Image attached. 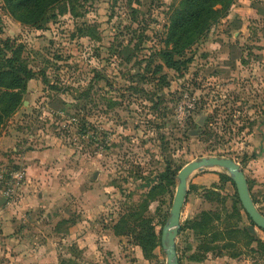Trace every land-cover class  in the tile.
<instances>
[{"label": "rangeland", "instance_id": "374dc122", "mask_svg": "<svg viewBox=\"0 0 264 264\" xmlns=\"http://www.w3.org/2000/svg\"><path fill=\"white\" fill-rule=\"evenodd\" d=\"M180 2L77 0L36 27L0 0V50L18 49L34 74L0 129V167L26 170L0 206V264H166L159 244L143 253L139 225L115 226L135 210L160 236L179 169L201 156L238 162L264 213V0H232L173 54L176 68L163 52ZM225 176L190 174L181 264H264V231L249 229ZM145 177L155 180L141 186Z\"/></svg>", "mask_w": 264, "mask_h": 264}, {"label": "trees", "instance_id": "16d2710c", "mask_svg": "<svg viewBox=\"0 0 264 264\" xmlns=\"http://www.w3.org/2000/svg\"><path fill=\"white\" fill-rule=\"evenodd\" d=\"M5 1L8 3L10 10L19 20L40 27L41 22L44 20L45 12L49 7L66 2L74 3L77 0ZM231 2L232 0H181L179 6L173 10L169 22V34L166 41L171 45L172 49L163 52V58L166 65L177 68L179 60L175 59L173 54L180 53L193 41L196 35L206 30L213 20L221 15L224 10H227ZM216 4H220L221 7H215ZM15 8L18 9V11H15ZM63 9L65 8L60 9V11ZM4 55L3 50H0V129L5 120L14 113L17 108H19L20 104H22V94L25 91V85L34 75L33 72L20 61L18 49L12 52V55L8 57H5ZM253 155H256L255 152ZM164 174L166 173L161 172L158 174L157 179H163ZM140 177L144 178V174H140ZM155 177H145L146 181L140 185L147 186L150 182L155 180ZM227 179L230 178L228 177ZM247 182L250 189L251 183L248 178ZM149 188V194H151V192L161 193L164 190L162 185L156 184H150ZM253 201L256 202L254 199ZM240 207L242 208L241 203ZM134 215L136 217L135 221H139L135 224H130ZM203 215L208 217L209 213L203 212ZM135 225L141 227L139 245L143 253L148 255L153 248L158 244L160 245V236H158L152 227L147 224V221L142 219L140 212L132 210L123 214L119 225L115 226V233L122 234L126 231H134L136 229ZM142 225H147L148 227L143 228Z\"/></svg>", "mask_w": 264, "mask_h": 264}, {"label": "water", "instance_id": "95a60500", "mask_svg": "<svg viewBox=\"0 0 264 264\" xmlns=\"http://www.w3.org/2000/svg\"><path fill=\"white\" fill-rule=\"evenodd\" d=\"M204 167H221L225 169L234 183L244 212L252 221L249 229L253 231L254 226H257L264 231V214L257 208L251 197L247 178L240 164L230 157L217 155L201 156L184 164L177 173L178 181L172 204L160 232V245L165 252L166 264H180L176 251V237L180 229V213L187 193V182L193 171ZM5 202L6 199L0 196V206L4 205Z\"/></svg>", "mask_w": 264, "mask_h": 264}, {"label": "built area", "instance_id": "2783aa9c", "mask_svg": "<svg viewBox=\"0 0 264 264\" xmlns=\"http://www.w3.org/2000/svg\"><path fill=\"white\" fill-rule=\"evenodd\" d=\"M24 184H26L25 167H0V196L6 199L5 203H10L17 194L19 186Z\"/></svg>", "mask_w": 264, "mask_h": 264}]
</instances>
